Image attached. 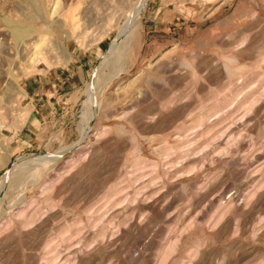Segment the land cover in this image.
<instances>
[{
  "label": "rangeland",
  "instance_id": "1",
  "mask_svg": "<svg viewBox=\"0 0 264 264\" xmlns=\"http://www.w3.org/2000/svg\"><path fill=\"white\" fill-rule=\"evenodd\" d=\"M137 1L0 0V141L103 47L63 124L0 147V264H264V0H145L107 61Z\"/></svg>",
  "mask_w": 264,
  "mask_h": 264
},
{
  "label": "crops",
  "instance_id": "2",
  "mask_svg": "<svg viewBox=\"0 0 264 264\" xmlns=\"http://www.w3.org/2000/svg\"><path fill=\"white\" fill-rule=\"evenodd\" d=\"M102 48V45L85 46L81 50L78 49L80 52L78 53L77 50V55H74L73 45L67 44L62 62L58 58L51 60L57 69L45 73L38 72L35 76L36 80L41 83L38 90L33 89L30 92L25 90L26 99L31 100V106L28 107L30 112H27L24 119L13 117L11 123L8 124V127L14 131L12 136L6 141H0L1 150L6 154V157H2L5 164L11 162L16 152L22 150L23 147H31L36 142L30 141L32 144L27 145L24 140L25 136H22L25 130H30L29 125L37 126L39 135H42L63 124V121L71 114L79 84L88 77L89 67L99 57ZM74 66H76V71H74ZM24 111L23 108H19L18 114L22 116ZM0 135L4 136V134ZM43 142L44 145L47 143L46 141L41 143Z\"/></svg>",
  "mask_w": 264,
  "mask_h": 264
},
{
  "label": "bare ground",
  "instance_id": "3",
  "mask_svg": "<svg viewBox=\"0 0 264 264\" xmlns=\"http://www.w3.org/2000/svg\"><path fill=\"white\" fill-rule=\"evenodd\" d=\"M137 2H138L137 3V6H136V8H134L135 10L133 11V14H131L130 18L128 19V23H127L126 27L123 30V33H122V36H121L120 40L116 41V43L113 45V47L111 49V52H110L111 54L107 57V61L113 55H116V54L120 55V52L121 51H124L123 48H125V45H123V43H122V40H123L122 38L124 37L125 39H127V38H129V35L132 34L133 28L135 27V25L137 23V20H138V14H139L140 8L145 3V0H138ZM42 162H43V160H42ZM35 163L36 162H34V160L28 159V160H26V162L24 163V165H26V166H32V165H35Z\"/></svg>",
  "mask_w": 264,
  "mask_h": 264
}]
</instances>
